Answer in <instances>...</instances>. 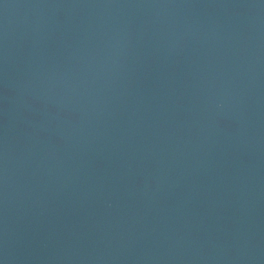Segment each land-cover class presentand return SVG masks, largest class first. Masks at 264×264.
Returning a JSON list of instances; mask_svg holds the SVG:
<instances>
[{"label":"water","instance_id":"water-1","mask_svg":"<svg viewBox=\"0 0 264 264\" xmlns=\"http://www.w3.org/2000/svg\"><path fill=\"white\" fill-rule=\"evenodd\" d=\"M0 264H264V0H0Z\"/></svg>","mask_w":264,"mask_h":264}]
</instances>
